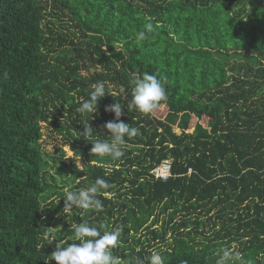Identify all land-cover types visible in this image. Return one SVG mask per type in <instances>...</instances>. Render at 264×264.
Segmentation results:
<instances>
[{"label":"trees","instance_id":"trees-1","mask_svg":"<svg viewBox=\"0 0 264 264\" xmlns=\"http://www.w3.org/2000/svg\"><path fill=\"white\" fill-rule=\"evenodd\" d=\"M147 23L156 31L139 41ZM143 72L166 82L163 115L127 110ZM98 81L124 94L98 102L93 138L109 139L116 102L141 133L119 160L82 136L76 109ZM46 124L85 148L89 170L69 190L112 185L102 211L63 214L65 191L43 177ZM164 159L172 177L159 181ZM85 220L123 226V264H149L154 250L164 264H217L234 243L226 264H264V0H0V264H56L45 228L59 242ZM212 233L222 254L199 239Z\"/></svg>","mask_w":264,"mask_h":264},{"label":"clouds","instance_id":"clouds-1","mask_svg":"<svg viewBox=\"0 0 264 264\" xmlns=\"http://www.w3.org/2000/svg\"><path fill=\"white\" fill-rule=\"evenodd\" d=\"M145 29L146 31L139 32V41L145 40L147 34L156 31L152 23H147ZM4 75L6 76L7 73ZM130 83L132 84L131 100H127L125 95L128 112L135 111L144 115L152 114L160 108L162 102L167 100L166 82L159 78L156 73H133ZM90 87L89 98L83 99L81 106L76 109L85 118L82 124V136L86 141L93 138L94 131L89 121L93 118V114L97 113L98 102L106 95L115 97L124 94L122 87L117 92L109 81H98ZM124 108L123 103L116 102L105 109L106 112L114 114V119L103 126L109 133V135H105L109 139H91V152L93 155L107 156L112 160H119L124 156L125 138L132 139L141 134L138 128L132 127L129 123L121 120ZM80 169L82 170L81 166ZM111 187L112 185L108 181L98 177L87 188L65 190L63 214H71L74 208L84 210L81 215H84L85 211L97 213L102 211L103 203L98 197L107 195V190ZM71 227L74 236H69L67 240L59 242H57L55 234L58 227L45 228L43 239L47 240L49 245L56 242V250L51 254V261H55L56 264H123L119 256L113 255V249L118 246L121 238L122 225L108 230L106 225L97 228L85 220L79 224L74 223ZM101 229L105 230L101 231ZM68 240H76L79 243L69 245ZM231 258H233V254L228 250H224L217 264H226ZM149 264H164V257L159 251H154L149 257Z\"/></svg>","mask_w":264,"mask_h":264},{"label":"rangeland","instance_id":"rangeland-1","mask_svg":"<svg viewBox=\"0 0 264 264\" xmlns=\"http://www.w3.org/2000/svg\"><path fill=\"white\" fill-rule=\"evenodd\" d=\"M166 111L167 108H163L161 110H157L156 114L163 115L164 113H166ZM44 134L46 137V140L42 143V154L44 159V180L47 183L54 184L63 191L69 190L76 185V182L78 180L85 178L89 170L84 157L85 148L81 147L77 148V150H72L67 139H65L62 134H60L57 130H55L48 124L44 126ZM80 166L82 170L80 169ZM108 196H111V194H108ZM218 222L219 225L218 227H216L215 231H220L222 233L224 222ZM208 237H210L211 241L202 237H200L199 239L208 241V243H215L216 245H219L217 249H219L218 251H220L219 254H222L221 251L223 249H226V247L221 246L222 241L217 239L216 235L213 233ZM170 241H172L171 238ZM161 247L165 249V247ZM230 247L231 249L229 250V252L233 254V258L229 260L237 261V253L239 252L238 244L234 243Z\"/></svg>","mask_w":264,"mask_h":264},{"label":"built area","instance_id":"built-area-1","mask_svg":"<svg viewBox=\"0 0 264 264\" xmlns=\"http://www.w3.org/2000/svg\"><path fill=\"white\" fill-rule=\"evenodd\" d=\"M190 169L189 172H191ZM152 175L156 180L168 181L172 177V161L171 159H164L153 170Z\"/></svg>","mask_w":264,"mask_h":264}]
</instances>
